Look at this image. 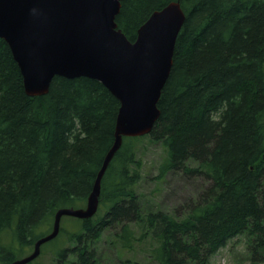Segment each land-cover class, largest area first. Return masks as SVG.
<instances>
[{"label":"trees","instance_id":"16d2710c","mask_svg":"<svg viewBox=\"0 0 264 264\" xmlns=\"http://www.w3.org/2000/svg\"><path fill=\"white\" fill-rule=\"evenodd\" d=\"M171 1H180L186 20L147 135L165 147L160 174L182 171L210 183L176 212L146 211L135 188L142 137H124L104 174L98 212L63 216L59 235L42 246L64 234L54 264H98L106 229L109 246L120 250L153 238L157 264H209L240 234L250 264L264 260V0H122L118 27L135 40L150 14ZM119 107L87 76H55L46 94L29 95L0 38V264L27 254L52 229L58 208L86 205Z\"/></svg>","mask_w":264,"mask_h":264},{"label":"water","instance_id":"95a60500","mask_svg":"<svg viewBox=\"0 0 264 264\" xmlns=\"http://www.w3.org/2000/svg\"><path fill=\"white\" fill-rule=\"evenodd\" d=\"M122 0H0V38L9 45L29 95L49 91L55 76L101 81L120 101L114 142L83 207H60L52 229L13 264L36 259L58 236L63 216L81 219L98 210L103 176L126 136L150 133L169 78L178 35L186 16L180 1L154 10L135 40L118 27Z\"/></svg>","mask_w":264,"mask_h":264},{"label":"rangeland","instance_id":"374dc122","mask_svg":"<svg viewBox=\"0 0 264 264\" xmlns=\"http://www.w3.org/2000/svg\"><path fill=\"white\" fill-rule=\"evenodd\" d=\"M148 134V133H147ZM147 134H143L136 144V158L139 162V180L136 184V192L140 195L143 208L148 210H162L165 212H176L186 200L195 198L205 182L202 177L187 175L182 171H170L165 175L160 174L161 163L166 157V150L162 142L155 141ZM193 160L188 165L195 166ZM67 226L70 220H65ZM133 229L140 235L142 232L138 224L133 223ZM62 226V225H61ZM65 232V231H64ZM62 234V233H61ZM111 237V238H110ZM113 232L106 229L98 242L100 252L98 264H118L123 259H130L143 264H157L151 250L155 243L148 236L144 240L137 241L133 250H120L109 246L113 240ZM247 236L244 234L231 238L227 244L219 248L210 258L209 264H250V253L247 249ZM67 242L64 234L53 242L43 247L42 253L34 264H54V248ZM30 247V251L32 250ZM258 264H264V260Z\"/></svg>","mask_w":264,"mask_h":264},{"label":"bare ground","instance_id":"6f19581e","mask_svg":"<svg viewBox=\"0 0 264 264\" xmlns=\"http://www.w3.org/2000/svg\"><path fill=\"white\" fill-rule=\"evenodd\" d=\"M185 16H186V13H185ZM186 20V19H185ZM185 23V22H184ZM184 25V24H183Z\"/></svg>","mask_w":264,"mask_h":264}]
</instances>
